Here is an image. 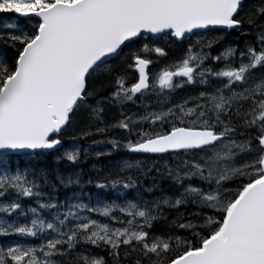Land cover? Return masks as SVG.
Returning <instances> with one entry per match:
<instances>
[{
	"label": "snow or ice",
	"instance_id": "obj_1",
	"mask_svg": "<svg viewBox=\"0 0 264 264\" xmlns=\"http://www.w3.org/2000/svg\"><path fill=\"white\" fill-rule=\"evenodd\" d=\"M95 136L152 163L93 203L58 165ZM0 238V264H264V0H0Z\"/></svg>",
	"mask_w": 264,
	"mask_h": 264
},
{
	"label": "trees",
	"instance_id": "obj_2",
	"mask_svg": "<svg viewBox=\"0 0 264 264\" xmlns=\"http://www.w3.org/2000/svg\"><path fill=\"white\" fill-rule=\"evenodd\" d=\"M182 47L181 45L173 44L171 45V51L169 52V55L172 56H178L182 55ZM219 48V46H217ZM216 54V51H213V55ZM171 56V57H172ZM186 93L184 92H179L173 99L179 100L181 97L185 96ZM156 105L154 104V107ZM136 110L135 107L131 106L129 108H126L125 111L132 113L135 112ZM146 127V126H145ZM112 135L121 137L124 135L123 132H114ZM108 137L105 136H95V137H90V138H85V139H76L72 140L71 138H66L65 144L71 148L72 145H79L82 150V157L81 161L78 164H71L66 160L60 161L58 167L68 173L71 172H79L82 178V181L84 182V192L85 193H91L93 194V199L92 202L95 203V194L99 193L101 195H104L107 198H113L114 193L112 190H103V189H98L95 187V183L97 181L99 182H105V179L109 176H116L118 173L123 175L125 173H120V164L122 160H125L131 156H136L138 159L142 160V162L149 161L150 164L152 163L151 160L146 159L142 154H131L127 153L125 150H121L120 152H113L111 155H105L102 157L97 158L95 156L94 151L90 152L86 156L83 154L84 149H88L89 146L92 144V140H104L107 139ZM95 150L98 151H106L110 146L101 144V145H96L92 146ZM44 164H48L50 166H53L56 164L55 160H49L46 162H42ZM163 163V161H161ZM149 164V165H150ZM135 171V170H133ZM126 174L132 175V171L127 172ZM91 179L93 181L92 184H87V181ZM144 186L148 187L150 186V179L149 180H144L143 181ZM159 185L161 187H167V181L164 180H159L158 181ZM73 191L79 192V188H69V189H61L60 191V197L63 200L65 196L71 195ZM83 202L88 203L89 202V197L87 195L84 196ZM0 239H8V238H0Z\"/></svg>",
	"mask_w": 264,
	"mask_h": 264
},
{
	"label": "rangeland",
	"instance_id": "obj_3",
	"mask_svg": "<svg viewBox=\"0 0 264 264\" xmlns=\"http://www.w3.org/2000/svg\"><path fill=\"white\" fill-rule=\"evenodd\" d=\"M171 56H172V55H169L168 59L160 58L159 65H158L157 67H155V68L153 69V71H159L160 68L164 67V66H165L166 64H168L171 60L178 59V58L180 57V55H178V56H172V57H171ZM130 79H131V77H130ZM154 104H155V103H153V106H154ZM129 107H130V106H129ZM129 107H127V108H129ZM131 108H132V106H131ZM134 111L137 112V111H140V110H139V109H136V110H134ZM112 115L114 116V115H116V113L113 112ZM143 164H145V165H149L150 162H149V161H145V162H143Z\"/></svg>",
	"mask_w": 264,
	"mask_h": 264
}]
</instances>
